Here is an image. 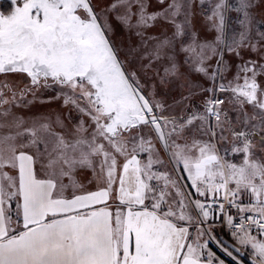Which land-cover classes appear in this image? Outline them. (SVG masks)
<instances>
[{
    "label": "snow or ice",
    "instance_id": "1",
    "mask_svg": "<svg viewBox=\"0 0 264 264\" xmlns=\"http://www.w3.org/2000/svg\"><path fill=\"white\" fill-rule=\"evenodd\" d=\"M209 240L264 264V0H7L0 264H226Z\"/></svg>",
    "mask_w": 264,
    "mask_h": 264
},
{
    "label": "rangeland",
    "instance_id": "2",
    "mask_svg": "<svg viewBox=\"0 0 264 264\" xmlns=\"http://www.w3.org/2000/svg\"><path fill=\"white\" fill-rule=\"evenodd\" d=\"M234 2V0H233ZM7 4V0H0V7H4L6 6ZM229 25H230V30L231 29H238L239 28V25L236 24V14L233 12V13H229ZM195 27L196 29L201 33L202 36H206V37H211L212 35H214V33L212 32H209L208 31V25H207V22L205 21L204 17L199 15V11L197 10V18H196V21H195ZM133 39L135 40V37H133ZM177 99H179V96H177ZM57 103L53 102L50 107L55 109L57 108ZM223 228V226H222ZM230 237V236H229ZM220 240V238L218 239ZM221 241V240H220ZM222 242L228 246L230 249H231V244L225 242L222 240ZM214 247H215V250H216V254L217 256H219L221 259H224L226 264H236V261H234L232 259V257H228L223 251L222 249L216 244V242L214 241ZM235 255V253H234ZM250 255L247 254V253H239V258L244 262V264H251V260H250Z\"/></svg>",
    "mask_w": 264,
    "mask_h": 264
},
{
    "label": "crops",
    "instance_id": "3",
    "mask_svg": "<svg viewBox=\"0 0 264 264\" xmlns=\"http://www.w3.org/2000/svg\"><path fill=\"white\" fill-rule=\"evenodd\" d=\"M233 214H235V210H233ZM210 224L212 226V229H213V232L212 234L216 236L217 239L220 238V240L222 241H225L229 244H231V246L235 243L231 233H225L224 232V229L222 228V225H221V220L220 219H215V220H212L210 218ZM230 236V237H229ZM209 247L214 251L216 252L215 250V247H214V240H209ZM250 247L249 248H242L241 249V253H247L250 255ZM250 257V260H251V256Z\"/></svg>",
    "mask_w": 264,
    "mask_h": 264
},
{
    "label": "built area",
    "instance_id": "4",
    "mask_svg": "<svg viewBox=\"0 0 264 264\" xmlns=\"http://www.w3.org/2000/svg\"><path fill=\"white\" fill-rule=\"evenodd\" d=\"M221 225L223 226V229H224L225 231H227V232H231L230 229H229V227H228V225H227L226 223H222V222H221Z\"/></svg>",
    "mask_w": 264,
    "mask_h": 264
}]
</instances>
